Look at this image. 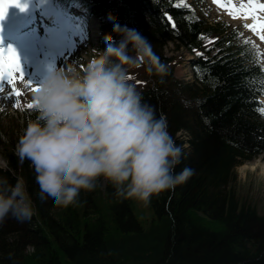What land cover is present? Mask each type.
Masks as SVG:
<instances>
[{
  "label": "trees",
  "instance_id": "obj_1",
  "mask_svg": "<svg viewBox=\"0 0 264 264\" xmlns=\"http://www.w3.org/2000/svg\"><path fill=\"white\" fill-rule=\"evenodd\" d=\"M83 1L107 19L102 43L121 39L114 25H129L152 43L167 70L149 73L153 81L137 90L157 117L163 114L181 147L174 171H194L153 194L143 211L103 176L67 206H38L31 162H21L15 150L23 132L0 140L7 163L0 176L12 185L22 178L29 194L27 226L12 215L0 223V264H264V211L235 188L236 167L264 155L259 67L244 61L241 47L217 34L215 24L197 19L191 7L174 6L175 0ZM169 40L197 52L192 81L173 76L171 58L163 55Z\"/></svg>",
  "mask_w": 264,
  "mask_h": 264
},
{
  "label": "clouds",
  "instance_id": "obj_2",
  "mask_svg": "<svg viewBox=\"0 0 264 264\" xmlns=\"http://www.w3.org/2000/svg\"><path fill=\"white\" fill-rule=\"evenodd\" d=\"M112 30L121 32V39L110 37L95 49V63L79 74L51 67L34 93L37 117L25 126L16 153L21 162H31L38 206H67L101 176L120 194L147 203L194 171L187 166L174 171L181 147L163 114L157 117L128 79L127 68L138 61L149 73L166 72L165 64L134 28ZM28 196L22 178L12 185L0 176V223L12 215L20 227L27 226Z\"/></svg>",
  "mask_w": 264,
  "mask_h": 264
},
{
  "label": "rangeland",
  "instance_id": "obj_3",
  "mask_svg": "<svg viewBox=\"0 0 264 264\" xmlns=\"http://www.w3.org/2000/svg\"><path fill=\"white\" fill-rule=\"evenodd\" d=\"M34 0H31V4H34ZM249 3L254 2L255 0H247ZM261 2V1H260ZM259 2V3H260ZM244 1L238 0L236 4L239 6L240 4H243ZM258 3V4H259ZM256 10V8H253V11ZM219 10L212 7L207 14L211 18L217 17L219 15ZM260 18L259 19V27L254 26V29H247L245 28L247 33H250L254 39H256L258 43V52L261 54V62L264 64V33L260 34L258 33V28L261 32H264V12L260 11ZM225 17V16H223ZM208 18V21H211ZM235 23H241L234 21ZM241 26H243V23H241ZM262 30H261V28ZM178 48V49H176ZM164 52L167 54L174 55L175 58H178L179 55H182L183 59L179 60L176 64H174V72L178 77L183 78H190L191 77V71H190V64L188 57H190V53L187 50H184L183 48L176 47L173 43L165 44ZM81 55H84V52H79ZM78 62H81L82 67L84 68L82 70L85 71L88 66L90 65V60L87 56L81 57L77 60ZM127 69H134V66L128 67ZM24 73V78H26L27 73ZM136 74L139 75L142 78L144 76V72L141 68H137ZM24 80L17 79L15 83L19 85H23ZM20 94L16 97L18 99H21L20 101L24 104L23 108H27L28 105L33 101V98H31L27 92V90H24V87H21ZM7 90V91H6ZM3 94L5 96L8 92H10L7 83L5 82L4 91L0 92V95ZM264 99V96H263ZM10 103V104H9ZM6 104V103H5ZM2 105L0 108V139L1 141H6L7 139L11 137H16L23 132V126L22 124V118H21V112L16 109L17 104L15 105L13 101L7 102L6 106ZM3 161L2 157H0V166L4 165L1 163ZM4 162V161H3ZM236 172V182H235V188L237 193L247 200L251 201V203H254L260 211H264V155H258L252 160L245 161L242 164L238 165L235 169ZM132 199H134V202L138 205L137 207L139 210L143 211L141 208L145 206V202L142 200L137 199L135 196H131Z\"/></svg>",
  "mask_w": 264,
  "mask_h": 264
},
{
  "label": "snow or ice",
  "instance_id": "obj_4",
  "mask_svg": "<svg viewBox=\"0 0 264 264\" xmlns=\"http://www.w3.org/2000/svg\"><path fill=\"white\" fill-rule=\"evenodd\" d=\"M9 4H16L19 8H24L26 5L21 2V0H0V19H2L6 13V10ZM260 7L264 8V4L253 5L252 8ZM251 8L247 11L251 12ZM164 16L168 21L172 22V27L175 28L176 24L172 21V17L168 12L164 13ZM248 27L252 28L253 25H248ZM255 30V29H254ZM264 38V37H262ZM17 79L24 80L26 84L33 85L34 90L36 91L39 88V84L34 83L30 79L24 78V73L20 65L19 58L16 54V51L12 48L11 45L7 47V49L0 48V92L4 91L5 82L7 85L11 87V91L7 93L8 96L19 95L21 89L16 87L15 81ZM16 104H19V101H15ZM34 103V102H33ZM30 104L28 107H32ZM264 111V109H261Z\"/></svg>",
  "mask_w": 264,
  "mask_h": 264
},
{
  "label": "bare ground",
  "instance_id": "obj_5",
  "mask_svg": "<svg viewBox=\"0 0 264 264\" xmlns=\"http://www.w3.org/2000/svg\"><path fill=\"white\" fill-rule=\"evenodd\" d=\"M262 2H264V0H261V2L259 3V4H261ZM258 4V5H259ZM256 8V10L259 8V11H263L264 12V8H260V7H255ZM93 28H95V24H94V26H93ZM107 34V33H106ZM197 51V50H196ZM197 53V52H196ZM25 79H30V80H32L34 83H37V84H39V79H38V77L36 76V74L34 73V72H32V73H30L29 74V76H27ZM16 87H18V88H21V87H24V90L26 91L27 90V92H30L31 90H32V88H33V85H29V84H26L25 83V81L23 82V85H19V84H17L16 83ZM8 88H9V90L11 91V87L8 85ZM7 91V90H6ZM16 100V98H14V97H9V96H7V94L5 95V96H3V97H1L0 96V107L2 106V105H4L5 103H7L9 100ZM17 101V100H16ZM17 106L19 107V108H21L22 107V102H19V104H17Z\"/></svg>",
  "mask_w": 264,
  "mask_h": 264
}]
</instances>
